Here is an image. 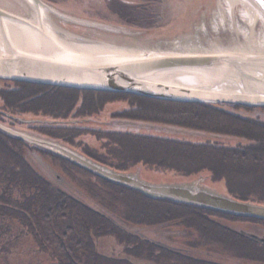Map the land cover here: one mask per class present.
Listing matches in <instances>:
<instances>
[{
    "label": "trees",
    "instance_id": "16d2710c",
    "mask_svg": "<svg viewBox=\"0 0 264 264\" xmlns=\"http://www.w3.org/2000/svg\"><path fill=\"white\" fill-rule=\"evenodd\" d=\"M6 88V87H4ZM3 97L8 102L9 112L16 114L19 110L33 112L35 115H49L51 121H39L28 124L36 126L43 135L59 139L69 145L78 146L79 136L93 131L101 133L105 139L100 148L85 144L83 152L119 170H132L138 164L159 170H173L181 178H194L200 173H209L213 181L223 182L228 194L258 203H264V107L247 108L231 104L232 110L218 107L215 103L182 102L161 100L128 93L87 90L65 86H40L28 84L25 91L14 92L2 90ZM119 99H116V98ZM127 99L132 107L113 111L111 120L99 123L96 116L109 101ZM230 105V104H229ZM236 108L253 109L256 115L242 114ZM244 111H247L245 110ZM43 110L44 112H39ZM39 112V113H38ZM4 119L7 122V117ZM82 119V121H80ZM91 121L100 125H87ZM3 143L25 144V141L2 131ZM198 133L197 136L212 134L206 139H192L180 136L181 133ZM222 136L235 138L237 141L223 140ZM220 137V138H219ZM98 138H100L98 136ZM91 148V149H90ZM47 154L63 162L65 175L95 176L97 181H80L85 191L91 192L96 200V193L111 190L128 192L125 199L128 213L133 222L145 226H160L164 231V239L171 244L181 246L176 242L173 228L179 226L183 233L195 232L186 239L191 249L220 247L240 258L234 264H264V243L248 236L242 229L236 228L233 221L247 222L250 228L264 233V219L238 216L211 208L186 204L170 199L158 198L141 191L116 184L98 177L90 171L45 150ZM5 158L18 159L22 176H34L35 194L26 197L25 211L12 214L0 209V225L5 217H17L37 239V249H51L52 255L59 256L62 246L57 235L64 224L87 223L99 225L101 222L94 209H88L86 204L70 196L52 179H48L36 168L34 174L28 170L24 158L23 147L4 150ZM25 161V163L23 162ZM27 164V165H26ZM30 183L31 178H26ZM105 183L107 188L99 183ZM103 196V195H100ZM108 199V196H106ZM122 199V198H120ZM118 200V198H116ZM30 204L28 205V203ZM109 206V205H107ZM125 207L124 204H122ZM78 208L83 209L81 219H70ZM67 209V212H64ZM3 215V217H1ZM7 215V216H6ZM85 238L92 232L85 229L80 232ZM103 234V233H101ZM186 237L187 235L184 234ZM60 238V237H59ZM89 238H91L89 236ZM56 242V243H55ZM184 246V245H183ZM68 255H87L69 264H128L105 257L93 258L97 255L96 247H82L80 254L73 244H69ZM141 249L148 256L159 258L156 264H232L208 259H197L178 249L159 246L147 240ZM216 247V248H217ZM93 250V251H92ZM140 250V248H137ZM132 252V251H131ZM135 252V250H134ZM133 253V252H132ZM193 257H195L193 255ZM162 262H161V261ZM40 264V263H36ZM155 264V263H154Z\"/></svg>",
    "mask_w": 264,
    "mask_h": 264
},
{
    "label": "water",
    "instance_id": "95a60500",
    "mask_svg": "<svg viewBox=\"0 0 264 264\" xmlns=\"http://www.w3.org/2000/svg\"><path fill=\"white\" fill-rule=\"evenodd\" d=\"M25 1L32 5V12L26 13V4H23L22 9L25 14L11 10L4 7L6 1L0 0V38H3L6 46V51L0 52V78L133 93L162 100L264 107V71L258 68L259 64L264 63V57L250 58V55L255 54L244 52L243 49L206 52L141 49L146 52L120 55L91 53L92 50L82 46L83 43L115 44L77 33L64 24L55 23L54 26L49 18L68 19L111 32L130 31L101 20L74 16L48 0ZM246 1L264 16V0ZM239 2L245 7V2ZM257 21L254 18L250 26L252 36ZM11 26L21 31L29 49L16 44L19 40L10 34ZM17 117L23 122L44 121L40 118ZM0 129L29 145H36L66 158L108 181L129 186L147 195L264 219V203L242 200L208 186L204 176L179 182L150 181L142 177L140 170L116 169L58 139L1 121ZM242 232L264 242L263 236Z\"/></svg>",
    "mask_w": 264,
    "mask_h": 264
},
{
    "label": "rangeland",
    "instance_id": "374dc122",
    "mask_svg": "<svg viewBox=\"0 0 264 264\" xmlns=\"http://www.w3.org/2000/svg\"><path fill=\"white\" fill-rule=\"evenodd\" d=\"M8 1V0H4ZM13 1V0H10ZM24 5H27L25 0H20ZM54 6L60 10L72 14L74 16L86 17L101 20L106 23H111L121 27L129 32H111L108 30H101L91 26H85L82 23L63 20L57 18L59 24H64L71 30L86 35L91 38L98 39L105 43H111L118 46L132 47L135 49L143 50H159V51H170V52H199V51H218V50H242V49H255L254 47H262V45L256 41V32L260 31L259 35H264L263 25L258 21L255 25L254 35H244L241 30H250V23L247 22V18L251 15L244 10V6L238 0H48ZM156 8L153 11L150 8ZM22 5V4H21ZM21 13L24 10L21 9ZM247 18H243V15ZM121 16H127V19L121 18ZM254 18V17H253ZM258 35V36H259ZM4 84L0 81V85ZM7 84V83H6ZM5 84V85H6ZM8 85V84H7ZM80 89V88H79ZM89 90V89H87ZM93 90V89H91ZM143 96L139 94H134ZM148 97V96H144ZM151 98V97H150ZM116 99H119L118 97ZM156 99V98H155ZM162 100V99H161ZM172 101V100H170ZM6 101L4 98H0V106H5ZM218 107L227 108L232 110L233 106L228 103H216ZM132 107V103L127 99H120L107 102L102 108L101 112L96 118L101 122H107L111 120L113 111L123 110L125 108ZM242 114L256 115L257 111H244V109L236 108ZM39 113V112H38ZM25 118H40L44 121H51L49 115H35L31 112L21 114ZM20 115V116H21ZM82 121V119H80ZM39 122V121H32ZM91 122V121H89ZM21 127H28V124L17 123ZM87 125H94V129L100 125L94 123H88ZM36 128V126H33ZM198 133H181L180 136L189 137L192 139L204 140L210 136L217 138L214 135H202L197 136ZM98 136L100 138H98ZM220 138V137H219ZM223 140L237 141L235 138H227L222 136ZM76 141H80L76 147L77 150H82L85 144L89 147L100 148L105 139L100 134H96L93 131L86 132L77 138ZM75 148V147H74ZM75 148V149H76ZM90 148V149H91ZM36 154H41L39 150H35ZM32 156L33 158H36ZM49 160L53 167L60 171L63 168V163L53 157L50 154L45 153L43 155ZM140 170L142 176L150 181H169L179 182L197 179L200 176L206 177L205 184L208 186L215 187L216 189L227 192L223 182L213 181L209 173H200L194 178H181L180 175L176 174L173 170H159L153 167H148L143 164H138L134 169ZM88 192V191H87ZM89 194V193H88ZM94 196L93 194H89ZM233 225L236 228L242 226L249 227L250 224L244 221H233ZM180 230V228L175 227ZM241 229V228H240ZM155 232V227L149 228L148 232ZM175 230V229H173ZM250 231V228L245 229ZM176 235V242L180 243L181 246H187L186 239L195 235V232L183 231L174 232ZM186 234L187 237L184 235ZM104 244H109L111 238L105 237ZM217 247V246H216ZM210 247L211 250L205 252L206 248H200L199 255L208 256L212 261H222L224 263H236L240 261V258L233 256L226 250L220 247ZM197 251V252H198ZM17 252V251H15ZM193 255L197 254L195 252ZM2 256L0 260L2 264H28L27 261H21L15 256L14 252ZM150 263V262H149Z\"/></svg>",
    "mask_w": 264,
    "mask_h": 264
},
{
    "label": "flooded vegetation",
    "instance_id": "af4514ba",
    "mask_svg": "<svg viewBox=\"0 0 264 264\" xmlns=\"http://www.w3.org/2000/svg\"><path fill=\"white\" fill-rule=\"evenodd\" d=\"M146 5H150V4L147 3ZM150 8H152V5H150ZM152 10L156 11V8L153 7ZM121 18L127 19V16H121ZM0 81L4 83L0 85V98H4L2 90L5 89L14 92H20L22 90L23 91L27 90L28 84L50 86L49 84L22 81V80H13L6 78H0ZM120 93H124V92H120ZM7 103L8 102L6 101L5 106L2 105L0 106L1 122L9 124L11 126H15L16 128L19 129H25L33 133L43 134L40 130L34 128L33 125L31 126L28 125V127L26 128L21 127V125H18L17 123L18 122L21 123V121L17 116H20L21 114L26 113L27 111L18 109L19 113L13 114L9 112V105H7ZM241 106H245L247 108L262 107V106H247V105H241ZM245 110L252 111L253 109H245ZM39 112H44V111L41 110ZM5 117H7L8 119L7 122L4 121V119H6ZM24 123L31 124L33 122H24ZM20 146L23 147L24 155H25L24 158L26 159L28 165L30 166L28 170L31 172V175L34 174V172L36 171L35 169L37 168L38 171L42 172L46 178L52 179L55 183L60 185V187L63 188L66 194L68 193L70 196H74L82 204L84 205L86 204V206H88L87 207L88 209L91 210L94 209V211L98 214L101 222L99 223V225L78 223V222L72 224L66 223L62 226V229L60 231H55L52 234H50V236L57 235V239L55 238V241L58 240L59 245L62 246V252L59 256H57V255H52L53 250L51 249V247L49 249H43V250L37 249L36 247L37 239L35 235L28 229L26 225L23 224V222L19 220V218L14 216L5 217L4 219H2L3 220L2 225H0V254L7 255L10 254L11 251H13L15 256L19 258V260L25 262L27 261L28 264H36V263L69 264L68 262L77 263L80 260V258L85 259L84 261L87 262L86 261L87 255H84L82 257L81 254L82 250L80 248L96 247L97 255L95 254V256L93 257L96 260L98 257L101 258L108 257L110 258L111 261L113 259L115 260L118 259L120 261H126L128 262V264H154V263L156 264L159 261V258L155 256H148L146 254L145 249L143 251L140 247L142 244H145L147 240H149L150 242L155 243L156 245L162 247L165 246V247L178 249L181 252L186 253V255H188L190 251L195 252L197 253L196 255L194 254L195 257H193V254H190L189 257L197 258L201 260L208 259L211 261L210 257L199 255L200 252L198 250H201L200 248L191 249V247H186V245L177 246L171 244L170 240L167 241L166 239H164L165 237L164 231L163 228L160 227L163 225L153 226L156 229L155 230L156 233H152L151 230L149 234L148 232L149 228H153V227L145 226L143 224L133 222L132 220H134V218L130 217L131 215L128 213L129 209L126 207L125 199L128 197V192L111 190L108 192L96 193V197L99 198L105 197L104 199L96 200L94 196L89 195L93 193L85 191V189L83 188L84 185L79 184V182L85 180L98 182L97 177L65 175V172L62 168L60 169V171L57 170L55 167H53L52 163L49 160L43 157V155H45L46 153L44 152L45 149L29 144L21 145L17 143H11V144L3 143V133L1 132L0 129V209H2L1 212L9 211L12 214H15L16 212L19 213L25 211L26 197L30 198L31 195L35 194L34 176H29V177L22 176L19 173L21 171L20 163L22 162H20L18 159H8L4 157L5 156L4 150L6 148L10 147L11 149H17ZM71 146L76 148V146L74 145ZM36 149L39 150L41 154L37 155L35 152ZM80 151L83 152L82 150ZM33 154H36L37 159L32 157L35 156ZM23 162L25 163V161ZM26 178H31V182L30 183L26 182L25 181ZM99 184L104 186L102 187L103 189L108 187V185L105 183L100 182ZM106 196H108V199H106ZM116 198H118V200H116ZM29 204L30 202L28 203V205ZM122 204H124L125 207H123ZM64 212H67V209H65ZM82 213H83V209L78 208L76 210L75 215L71 216L70 219L73 220H76L78 218L81 219ZM1 217H3V215H1ZM175 227L180 228L179 226H175ZM175 227L173 228L175 229L173 230L174 232L182 231L181 229L179 230ZM85 229H88L92 232L91 235H88V238H85L83 234H80V232ZM241 229L245 230L247 228L241 227ZM255 231L259 233L261 232L260 230H254V232ZM174 232L171 234V236L174 235L176 237ZM260 235L264 237V233ZM89 236L91 238H89ZM105 237L112 239L109 242L110 245L104 244L105 240H103V238ZM69 244H73L74 247L77 248L81 256L68 255L67 252H69V247L67 246ZM188 246L190 245L188 244ZM137 248H140V250H137ZM1 257L2 256H0V258ZM80 262H82L81 264H84L83 261ZM0 264H2L1 260H0Z\"/></svg>",
    "mask_w": 264,
    "mask_h": 264
},
{
    "label": "bare ground",
    "instance_id": "6f19581e",
    "mask_svg": "<svg viewBox=\"0 0 264 264\" xmlns=\"http://www.w3.org/2000/svg\"><path fill=\"white\" fill-rule=\"evenodd\" d=\"M238 1L245 2V9L251 15V17L247 18V17H245L246 15L244 14L243 18H245V19L247 18V22H249L250 25H252V23L254 21V18H257L258 22L260 24H262L263 28H264V16L261 13L258 12L257 8L254 7L251 3H249L246 0H238ZM2 2H5V1L2 0ZM5 3H7V5H4V7H7L9 9H11V10H14V11H17V12H21V9H23V3H18L17 0H16V2L8 0ZM25 8H26V13H30V12L33 11V7H32L31 4L30 5L27 4ZM52 17H53V20H51L49 18V20H50L49 22H52L53 25L56 26L55 23H58V22H57V20H56V18L54 16H52ZM241 32L244 35H248L250 33V31L248 29H242ZM11 33L13 34L12 35L13 37L15 36V38H17L19 40V41H16L17 45H19L21 48L24 47L26 49H29V45L25 41L26 39L22 35L21 31H19L17 28H14V27L11 26L10 34ZM260 33H261L260 31H257L256 32V37H254V38L256 39L257 42H259L262 45V47H258V48L254 47L255 49H251V50L243 49L244 52H247V53L250 52L251 54H255V55H250V58H252V57H259V58L264 57V35H259ZM253 35H254V33H253ZM77 44H79V43H77ZM82 46H87L88 48H90L92 50L91 53H98V54L100 53V54H116V55H120V54H126V53L142 54V53L146 52V51H142L141 49H134L132 47H126V46L124 47V46H118V45H109V44L96 43V42H89L88 44H84L83 43ZM90 49H87V50H90ZM2 51H6V46H5V43L3 41V38H0V52H2ZM258 68H259V70L264 71V63L259 64ZM100 91H103V90H100ZM109 92H112V91H109ZM57 156H59V155H57ZM59 157H61V156H59ZM61 158H63V157H61ZM64 159H66V158H64ZM66 160H68V159H66Z\"/></svg>",
    "mask_w": 264,
    "mask_h": 264
}]
</instances>
